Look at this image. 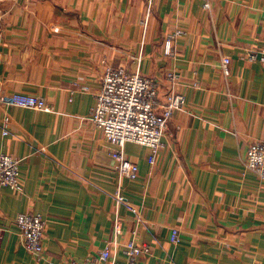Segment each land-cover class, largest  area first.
<instances>
[{
	"label": "crops",
	"instance_id": "0c3cea01",
	"mask_svg": "<svg viewBox=\"0 0 264 264\" xmlns=\"http://www.w3.org/2000/svg\"><path fill=\"white\" fill-rule=\"evenodd\" d=\"M0 10V95L51 107L0 104V153L19 159L22 183L0 187V264L82 262L112 240L120 260L128 241L149 246L139 264H264V181L243 166L264 141V66L245 58L264 46V0H0ZM110 65L154 77L160 99L177 73L186 100L154 164L148 147L124 145L135 179H118L117 148L89 119ZM19 213L45 220L41 258L23 246Z\"/></svg>",
	"mask_w": 264,
	"mask_h": 264
},
{
	"label": "built area",
	"instance_id": "2783aa9c",
	"mask_svg": "<svg viewBox=\"0 0 264 264\" xmlns=\"http://www.w3.org/2000/svg\"><path fill=\"white\" fill-rule=\"evenodd\" d=\"M204 7H209L208 1ZM3 16L4 13L0 10V20ZM180 34L181 31L176 30L170 39L174 40ZM167 52L170 53L169 50ZM173 52L174 49H171V54ZM245 58L253 62L258 61L264 66V46L248 51ZM220 60L219 66L222 75L227 77L230 72L231 60L228 56H224ZM164 77L169 83V88L163 94L164 98L160 99L159 84L154 77L141 75L138 70L130 71L124 66L110 65L103 71L100 88L94 94V105L89 110V119L102 131L105 140L117 148L115 159L118 162L117 173L121 178L135 179L138 173L137 163L125 157L124 145L132 142L148 147L147 161L154 164L163 146L162 138L165 135L168 121L177 111H185L184 95L174 91L176 83L180 79L179 75L167 72ZM0 104L8 107L17 105L41 111L51 109L44 99L33 95H0ZM244 158L243 166L254 173L260 181H264V141L249 144ZM20 177L19 159L0 153V187L21 191ZM115 196L117 203L123 204L129 211L137 215V220H141L137 209L123 195L116 192ZM15 223L23 239V246L28 252L41 258L44 255L42 245L45 232L44 218L40 214L19 213ZM115 228L116 234L120 233L117 225ZM178 236V230L174 229L171 240L177 241ZM114 243L113 240L107 241L105 247L99 251L96 257L71 264H139L138 258L149 251V246L139 245L131 240L123 244L121 252L124 259L120 260L116 254ZM45 263L55 264L51 261L47 262V260Z\"/></svg>",
	"mask_w": 264,
	"mask_h": 264
},
{
	"label": "rangeland",
	"instance_id": "374dc122",
	"mask_svg": "<svg viewBox=\"0 0 264 264\" xmlns=\"http://www.w3.org/2000/svg\"><path fill=\"white\" fill-rule=\"evenodd\" d=\"M11 107V106H10ZM51 108V107H50ZM36 110V109H35ZM38 111H41V110H38ZM45 111H51V109H49V110H45ZM45 111H43V112H45ZM9 119V118H8ZM8 119H4V121H3V125H5V124H7V123H9V120ZM118 165V164H117ZM117 167V166H116ZM21 175V174H20ZM117 176H118V173H117ZM121 177H119L118 176V179H120ZM121 179H123V178H121ZM115 196V193H114V195H113V197ZM115 200H116V196H115ZM116 202H117V200H116ZM117 204H119V203H117ZM120 205H123V204H120ZM43 245V244H42ZM90 259V258H89ZM86 260V259H85ZM73 262H75V261H73ZM73 262H71V263H73ZM70 263V264H71Z\"/></svg>",
	"mask_w": 264,
	"mask_h": 264
}]
</instances>
